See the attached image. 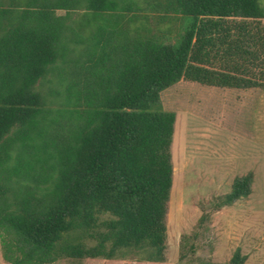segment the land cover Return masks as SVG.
<instances>
[{
    "label": "trees",
    "instance_id": "1",
    "mask_svg": "<svg viewBox=\"0 0 264 264\" xmlns=\"http://www.w3.org/2000/svg\"><path fill=\"white\" fill-rule=\"evenodd\" d=\"M142 1L189 19L173 43L131 27L135 0H0L3 262H162L175 115L160 92L179 80L264 87L259 0ZM79 10L113 20L84 37L86 15L70 18ZM49 84L64 85V108H45L38 88ZM251 182L235 178L217 207L246 198ZM242 262L236 251L223 264Z\"/></svg>",
    "mask_w": 264,
    "mask_h": 264
},
{
    "label": "rangeland",
    "instance_id": "2",
    "mask_svg": "<svg viewBox=\"0 0 264 264\" xmlns=\"http://www.w3.org/2000/svg\"><path fill=\"white\" fill-rule=\"evenodd\" d=\"M135 1L141 9L131 12L136 15L131 27L142 29L143 35L171 44L187 26L186 17L178 20ZM259 6L264 14V0ZM55 13L64 15V11ZM83 15L89 20L82 28L84 37L113 20L107 14L92 19L80 10L70 13V18L78 21ZM73 49L78 53L82 45ZM57 65L61 67L59 61ZM63 88L51 84L38 88L46 109L64 108ZM159 107L175 115L163 261L86 258L53 264H223L236 251L242 264H264V87L235 90L179 80L160 92ZM248 173L249 195L217 207L233 180ZM0 264H7L1 256Z\"/></svg>",
    "mask_w": 264,
    "mask_h": 264
}]
</instances>
